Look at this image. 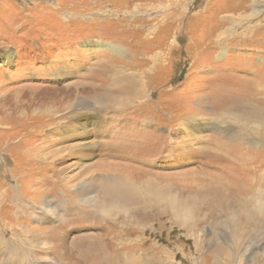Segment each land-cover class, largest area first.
Wrapping results in <instances>:
<instances>
[{
	"label": "rangeland",
	"instance_id": "374dc122",
	"mask_svg": "<svg viewBox=\"0 0 264 264\" xmlns=\"http://www.w3.org/2000/svg\"><path fill=\"white\" fill-rule=\"evenodd\" d=\"M112 1L113 21L77 0H0V264H90L101 250L113 264H259L264 222L237 242L225 213L264 146L222 109L231 92L258 100L246 82L264 84V0ZM119 63L148 68L141 100L113 79ZM217 139L252 155L217 153ZM114 188L117 212L103 203ZM206 193L191 228L173 206Z\"/></svg>",
	"mask_w": 264,
	"mask_h": 264
},
{
	"label": "bare ground",
	"instance_id": "6f19581e",
	"mask_svg": "<svg viewBox=\"0 0 264 264\" xmlns=\"http://www.w3.org/2000/svg\"><path fill=\"white\" fill-rule=\"evenodd\" d=\"M77 1L80 3L78 5V8H79L78 11L79 12L77 11V13L87 12V15L89 13L99 14V12H95V11H98L97 7H100V8H103L105 10V12L109 13L108 19L110 21L117 20L118 17L121 18V16H118V14H117L118 9L114 8L116 5V2L114 3L112 0H77ZM129 4L127 2L126 5L124 7H122V9H124V10H122V12H119V13H122V15H124V16L128 15L129 14V8H130ZM116 9H117V12H116ZM261 12H263V11L258 10V14ZM232 19H234V18H232ZM91 20L95 21L96 18L93 17V19H91ZM228 20H230V19H228ZM121 21L127 22V17H124ZM235 35L236 34H234V32H232L229 29L227 31L226 30H221V31L219 30L218 32H216V34L214 36V38H215L214 42H218L219 40L224 39V38L228 39V40H232V38H234ZM83 46L88 47L90 49L97 47V45H94L92 43H87V44H84ZM116 48L118 50L122 51L120 47H116ZM116 48H112V49H116ZM222 53H223L222 55H224L225 50H223ZM10 57H11V53L6 55L7 60L10 59ZM119 64H120L119 67H117L115 70V72L117 71L118 75L114 72L116 75L113 76V79L115 80V82L128 80V82H130L132 84V87L130 88V92H129L130 100H131L130 103L137 102V101L141 100L146 95L145 84L142 81L144 80L145 75L147 74L146 72L148 71V68L144 67L142 65H139L137 63H134V67L122 69L121 63H119ZM120 74H122V79H120L121 78ZM262 81H264V80H262ZM246 83H248L250 86L249 87L247 84L248 89L250 90L248 95H252V96L256 95L258 97V100L256 98L249 99V101L245 100V102L240 100V99L236 100V98H234L235 93L231 92V94L229 95V100H228L225 108L222 109V110H227L226 108L228 107L229 113L223 111L222 115L224 117L234 119V120H235L234 116H238L240 118L245 117V118H248V121H252L253 123H255V128H253V130H251V132H249L248 134L251 135V137H252V135L254 137H255V135L257 136L256 144H258V146L261 148L262 146H264V145H262L263 141L261 139V137H264L263 136L264 135L263 134L264 133V84L261 85L258 80L257 81L256 80L250 81V82L248 81ZM238 85H240V84L238 83ZM251 87H252V89H251ZM239 94H241V93H239ZM241 99H243V98H241ZM80 125H82V123ZM217 126H219V125H217ZM225 132L233 140L239 139V137L241 135V133L236 132L235 128L232 126H227L225 129ZM251 137H250V139H251ZM253 139H256V138H253ZM216 142H218L216 152L221 153L222 155H224V154L227 155V154L231 153L233 155H239L240 157L242 156L241 157L242 159L245 156L249 157L252 155L251 153H252L253 149H251L249 146H247V144L244 145L243 143L242 144L236 143V146L232 147V146L228 145L227 142H223L222 140H219V139H217ZM228 157H229V155H228ZM219 158H221V157H219ZM248 159H250V158H248ZM250 161H254V160H252V158H251ZM250 161H248L247 159L246 160L244 159V168L242 169V172L245 175L243 176L244 178H242V176H241L242 179L240 178V180H239V182H243V183L239 184V182H238V187L236 188V186L234 185L235 188H233L232 189L233 191H231V192H226V187H224V186L222 187V190L226 192L227 196L228 195L230 196V200H231L230 204L229 203L227 204V205H230V207L227 206L228 209L226 210L227 212L225 213L228 217L229 216H231V217H229L227 219H230L229 222L235 226L236 230L238 229V230L242 231L241 233H239L238 231H237L238 234L236 233L235 237H236L237 242L241 239L243 234H245L251 227H258L257 224H261L262 222H264V163H263V161L262 162L260 161L257 167L251 168V167L247 166L248 162L250 163ZM125 191L126 190L120 191V189H116V188H114V190H109V194H107V197H106L108 199L103 201V203L105 202V204H106L105 206H108L107 209L109 211L117 212V210L118 211L122 210V205H121L122 201L121 200L124 197ZM209 197H210V193H206L203 196H200V198H197V199H196V197L194 199L192 198L190 205H183V204L179 205L178 204L176 206H173V208L176 210L175 211L176 216H178V218L181 221H183L184 224L187 222H189V224H192V222H194L193 214L191 213V211L193 210L192 208L195 207L196 204H199V205L202 204L203 205L204 203H208ZM190 226H191V228L196 227L194 224H192ZM1 228L2 227H1V223H0V231H1ZM19 235L20 234L17 232L12 233V237L15 238L14 240L20 246H24L25 240L23 241L22 237H21L22 235L24 236V234L21 233V235L20 236ZM0 242H2L1 239H0ZM163 254H165V253H163ZM112 256H113L112 254H111V256L104 254L102 252V250L96 251V256L91 261L90 264H113V263H116L117 261L114 258H112ZM257 259L259 261L258 262L259 264H264V253L262 255H260L259 257H257ZM129 262H130V260H129ZM144 262H145V260H142V263H144ZM130 264H131V262H130Z\"/></svg>",
	"mask_w": 264,
	"mask_h": 264
}]
</instances>
